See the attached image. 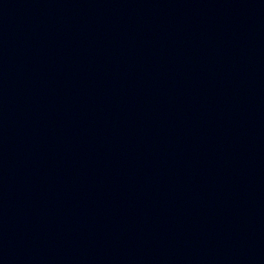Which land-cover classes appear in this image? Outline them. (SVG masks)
<instances>
[{
  "label": "water",
  "instance_id": "water-1",
  "mask_svg": "<svg viewBox=\"0 0 264 264\" xmlns=\"http://www.w3.org/2000/svg\"><path fill=\"white\" fill-rule=\"evenodd\" d=\"M0 264H264V0H0Z\"/></svg>",
  "mask_w": 264,
  "mask_h": 264
}]
</instances>
